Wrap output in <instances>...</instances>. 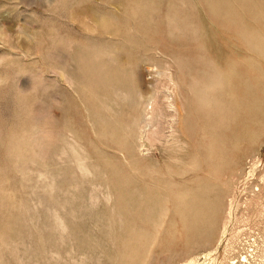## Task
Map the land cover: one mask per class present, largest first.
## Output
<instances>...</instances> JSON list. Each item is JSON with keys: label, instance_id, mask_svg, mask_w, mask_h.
<instances>
[{"label": "rangeland", "instance_id": "374dc122", "mask_svg": "<svg viewBox=\"0 0 264 264\" xmlns=\"http://www.w3.org/2000/svg\"><path fill=\"white\" fill-rule=\"evenodd\" d=\"M92 263L264 264V0H0V264Z\"/></svg>", "mask_w": 264, "mask_h": 264}, {"label": "bare ground", "instance_id": "6f19581e", "mask_svg": "<svg viewBox=\"0 0 264 264\" xmlns=\"http://www.w3.org/2000/svg\"><path fill=\"white\" fill-rule=\"evenodd\" d=\"M101 115V114H100ZM84 167V166H83ZM84 169V168H83ZM82 210V209H81ZM94 258V257H93ZM93 264V263H92Z\"/></svg>", "mask_w": 264, "mask_h": 264}]
</instances>
